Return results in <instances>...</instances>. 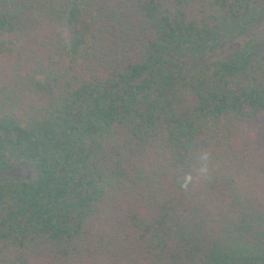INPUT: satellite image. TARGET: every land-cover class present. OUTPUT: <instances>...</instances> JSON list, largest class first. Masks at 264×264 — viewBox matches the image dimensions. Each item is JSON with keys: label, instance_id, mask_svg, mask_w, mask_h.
<instances>
[{"label": "trees", "instance_id": "trees-1", "mask_svg": "<svg viewBox=\"0 0 264 264\" xmlns=\"http://www.w3.org/2000/svg\"><path fill=\"white\" fill-rule=\"evenodd\" d=\"M0 264H264V0H0Z\"/></svg>", "mask_w": 264, "mask_h": 264}, {"label": "clouds", "instance_id": "clouds-1", "mask_svg": "<svg viewBox=\"0 0 264 264\" xmlns=\"http://www.w3.org/2000/svg\"><path fill=\"white\" fill-rule=\"evenodd\" d=\"M196 166L185 175L184 182L181 184L182 188L187 189L190 183L196 180H207L210 178V154L207 151L200 150L196 156Z\"/></svg>", "mask_w": 264, "mask_h": 264}, {"label": "rangeland", "instance_id": "rangeland-1", "mask_svg": "<svg viewBox=\"0 0 264 264\" xmlns=\"http://www.w3.org/2000/svg\"><path fill=\"white\" fill-rule=\"evenodd\" d=\"M235 47H236L235 45L228 46L223 51H220L217 55H223L227 52H231L232 50H234ZM29 173H30L29 169L26 166H19L17 168L10 170L9 172L4 173L3 178L20 180L27 178L29 176Z\"/></svg>", "mask_w": 264, "mask_h": 264}]
</instances>
